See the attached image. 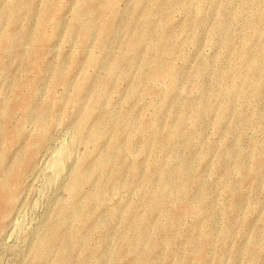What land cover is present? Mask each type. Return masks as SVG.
<instances>
[{
	"label": "rangeland",
	"instance_id": "rangeland-1",
	"mask_svg": "<svg viewBox=\"0 0 264 264\" xmlns=\"http://www.w3.org/2000/svg\"><path fill=\"white\" fill-rule=\"evenodd\" d=\"M12 2L0 0V36L10 22L5 7ZM81 2L14 4L18 17L12 40L7 47L0 42V131L9 135L0 140V188L9 191L4 183L15 156L43 132L38 122L53 123L34 168L19 183L12 210L8 216L0 211V264H215L219 246L218 264H264V57L259 56V68L236 69L248 31L244 13L257 1L246 0L245 12L237 14L234 4L225 8V0H206L200 10L195 4L183 9L185 0H167L151 21L159 32L165 24V37L179 48L170 55L152 50L150 39L138 48L128 45L149 0L139 6L136 0H117L111 29L106 27V0H94L97 15L85 10L79 15L87 25L84 43L69 30ZM49 7L55 12L48 13ZM220 17L233 18L232 49L224 46ZM256 27L259 37L250 40L258 42L255 53H260L264 22ZM39 33L43 44L36 39ZM93 56L101 62L90 65ZM142 60H163L178 76L174 82L151 78L143 72ZM114 63L125 74L118 73L113 85L99 83ZM35 65L43 72L34 88ZM69 66L73 73L64 84L56 77L64 76ZM234 71L259 82L260 96L232 93L224 73ZM86 83L91 86L78 107L75 91ZM15 84L20 95H15ZM93 88L101 93L89 120L94 129L101 125L96 115L106 123L129 111L132 117L125 121L132 126L115 154L113 130L91 145L74 212L60 218L56 213L68 194L65 184L86 149L76 129L92 104ZM141 122L142 130L134 129ZM165 136L174 143H164ZM60 141L74 143L75 153L62 158L63 175L46 188L48 157ZM195 163L200 164L199 178L190 182ZM174 179L181 190L168 185ZM48 240L49 248L41 252Z\"/></svg>",
	"mask_w": 264,
	"mask_h": 264
},
{
	"label": "bare ground",
	"instance_id": "bare-ground-1",
	"mask_svg": "<svg viewBox=\"0 0 264 264\" xmlns=\"http://www.w3.org/2000/svg\"><path fill=\"white\" fill-rule=\"evenodd\" d=\"M145 1L146 0H136V3L139 6L140 4L144 3ZM149 1L151 4H150L149 8H147L140 15V19L138 21V29L135 31L134 35H132L133 40L129 41L128 45L133 47V48H138L143 42H145V40L150 39L152 41L151 45H150L152 50L163 52L165 55H170V54L174 53L175 51H178L179 48L175 47L172 44V42H170V40H168L165 37V32H163L164 31L163 27H165V24H161V28H160V32H159V31H157L155 25L151 21V16L154 15L153 13L155 11L156 12L157 11H163V9L166 8L165 4H168L167 0H149ZM193 1L185 0V2L183 3V6H184L183 9H187L190 7L191 4H195L197 6V9L200 10L202 8V5L204 6L203 3L206 0H199L198 2L194 1L195 3ZM207 1H210V0H207ZM256 1H257V3H255L254 5H252V6L248 5L249 7H248L247 11L245 12L244 9L242 8V6L246 2V0H225V8H227L231 4L232 5L234 4L236 6V13L241 14V12H243V13L245 12L244 14L247 17L246 22H245V27H246V29H248V31L244 34L245 37H243L240 49H238L239 62L236 65L237 70L244 69V68L256 69V68H259L260 65H262V61L260 60L259 56L261 55L262 57H264V49H261L260 53H255V50L258 47V42L250 40L251 37H253V35L259 37V33L257 32L256 25L264 22L263 21L264 20V10H263V6H262V4H264L263 3L264 0H256ZM28 2H29V0H13L11 5H8L5 7V12H6L10 22H9V25H8L6 31H5V34L3 36H0V42L2 41L1 43L4 44L6 47L9 45V43L12 40L14 21L18 17L14 13L17 11L15 10L13 5L15 4L16 6L17 5L24 6ZM218 7L221 9L224 6L223 7L218 6ZM95 9L96 8H95L94 0H82L81 5L77 9H75V18L70 23L69 30L71 31V33H73V32L78 33L80 42H82V43L86 42V40H87V31H86L87 25L82 24V22H81L82 19L80 21L79 15H80L81 11L85 10L89 13V15L91 17H94L97 15V12ZM230 9H232V8H230ZM105 11L107 13V16L109 17V19H108L109 22L107 23L106 27H107V29H111L112 25L114 23V20L117 17V0H106ZM47 12L53 13V12H55V10L51 9V7H49V8H47ZM254 18H256V20H254ZM233 24H234L233 18H228V19L224 18L223 19L222 17H220V19L217 23V26L220 27L222 35H223L224 46L226 45L227 49H232V47H230V43L235 38V35L232 32V25ZM243 28H244V26H243ZM103 34H104V30L101 31L102 36H104ZM36 39L39 40L40 44L44 43V35L42 33L41 34L39 33L38 35H36ZM100 62H101V60L97 56H93L88 60V63L90 65H97ZM0 64L1 65L4 64L3 58H0ZM140 66H141L143 72L150 75L151 78L157 79V78L167 77L169 80H171V82H174L178 76L177 69H175L172 65L165 63L163 60H142ZM34 68L36 71V77L34 79L33 86L35 88L36 84L39 83L42 79L43 70H42L41 66H38V65H35ZM71 69L72 68L70 66L68 68L63 69L65 75L62 77H56V78L60 82L66 84L67 81L69 80V78H71V76H72L73 71ZM118 69H119L118 64L114 63V65H109L107 77L102 78L99 83L104 84V85H113L114 84V77L118 73H121L122 75L125 74L124 71L117 72ZM259 70H262V69H259ZM236 71H234L230 74L224 73L225 74L224 75L225 81H227V82H228V80L231 81V85L228 87L229 90L232 91V93L233 92L238 93L243 98L250 96V95H252L255 98L259 97L261 94V91L259 90V82L255 81V80H247L244 77H241ZM89 86H91V85H87V83H86V84H83L76 89L75 100H77L78 107H80L82 105V98L85 95V93L88 91ZM96 86H98V85H96ZM148 90H150V88H148ZM14 92H15V95L21 94V89L18 86V84L14 85ZM92 93H93L92 104L89 106V108L87 110H85L83 112V115L80 118L79 124H78L77 129H76L77 139H78V141L82 142L85 145L86 149H85L83 155L79 159H76L74 167L72 168L71 173L69 175L68 182L65 184L66 185V191L68 194H67V197L65 199L61 200L60 206L58 207L57 213H56L58 215V217H60V218L74 212V202H75L76 197H77L78 186L86 179L84 176V170H85L86 166L90 165L89 159H90L91 145H96L100 135H102L104 132H106L108 130H113L117 134V139L111 144V146L115 149L113 151V154H115L118 151L119 142L126 137V133H127L128 129L131 128V126H132V124L128 125L125 121V119H130L132 117V113H130V111H129L128 113L126 112L127 113L126 116L119 115V117L115 116L116 117L115 119L108 118L109 120L110 119L111 120L109 122H106V123L103 122V118L100 116L101 114L96 115V121H97V123H99L101 125H99L96 129H94L92 127V125L89 123V120L93 117L91 114L92 110L97 107L98 103L101 100V93L97 92L94 88H93ZM25 96H26V98L30 99L33 96V90L31 89L28 93L25 94ZM6 109L8 111H10L9 106H6ZM38 125L42 129L43 132L39 135L34 136L30 140L29 145L24 149L22 154H17L14 158V162L10 168L9 176L5 180V183H4L5 186L9 187V191H5L3 188H0V211H2V215H4V216H8V214L12 210V206H13L12 199L17 195L20 181H22L30 173V171L34 168V157H35V155L38 152L42 151V149L45 148L44 143L46 141L48 132H49L51 126L53 125V123H52V120L47 121V122L39 121ZM142 128H143V123L141 122L139 124V126L135 127L134 129L142 130ZM8 136H9L8 132H5V130L0 131V140L1 141L3 139L7 140ZM72 136H71V138H72ZM66 139L67 138H65V140ZM66 141H64V142L60 141V143L58 144L57 147L54 146L55 147L54 151L48 157V159H50V161H47L48 159L46 160L47 163L49 162V167H47V165H45V167H47L48 172L46 173V176L43 175V177H45L44 185L46 188L48 187L47 185H49V184L51 185V183H53L56 180V177L58 176V174L59 175L62 174L61 173L63 171L62 158H65V159L70 158L75 153L74 143H67ZM163 141H164V143H170V142H173V139L168 138V136H165V137H163ZM68 142H69V140H68ZM196 164L197 163L194 164L193 175L191 177L190 182H193L199 178L198 177V175H199L198 170H199L200 164H197V165ZM114 165L118 166L119 165L118 161L115 162ZM61 167H62V171H60ZM95 167L97 169H100L99 168L100 164L95 163ZM196 168H197V171H195ZM43 174H45V173H43ZM117 174H118V172H117ZM190 182H188L184 188L188 187ZM169 183H170V187H172L174 190H177V191L181 190V183L179 181H176L174 179L172 181H169L168 185H169ZM41 186H43V185H41ZM43 188L41 187V190ZM49 189H51V187ZM47 192L48 191H46V195H47ZM46 195H44V196H46ZM38 197H39V195H38ZM38 197L36 199L37 201H39ZM154 202H156V204H158L157 196L155 197ZM83 208H81V210ZM197 209H199V208H197ZM200 211H201V209L197 210L196 212H200ZM17 220H18V218H17ZM14 222H16V221L14 220ZM20 222L21 221H19V223H17V224L20 225ZM22 222H21V224H22ZM14 227H16V225H14ZM14 227H13V230L15 229ZM20 227H22V226H20ZM13 232H15V231H13ZM51 242H52L51 240H48L44 245L41 244L39 250L41 252L47 250L49 248ZM221 248H222V246H219L215 251V264H218V261L220 259Z\"/></svg>",
	"mask_w": 264,
	"mask_h": 264
}]
</instances>
